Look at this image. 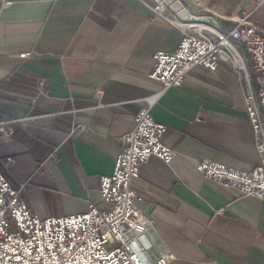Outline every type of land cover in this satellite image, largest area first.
<instances>
[{"label": "crops", "instance_id": "0c3cea01", "mask_svg": "<svg viewBox=\"0 0 264 264\" xmlns=\"http://www.w3.org/2000/svg\"><path fill=\"white\" fill-rule=\"evenodd\" d=\"M182 2L211 14L218 29L253 4ZM168 19L178 20L162 0H0V127L8 131L0 129V170L41 218L109 209L100 179L153 100L162 142L176 155L169 164L151 156L131 181L151 239L174 253L169 264H264V200L196 167L201 159L243 171L258 163L243 82L229 62L211 71L196 64L181 87L159 93L153 55L175 50L183 35ZM252 22L264 30V6Z\"/></svg>", "mask_w": 264, "mask_h": 264}, {"label": "built area", "instance_id": "2783aa9c", "mask_svg": "<svg viewBox=\"0 0 264 264\" xmlns=\"http://www.w3.org/2000/svg\"><path fill=\"white\" fill-rule=\"evenodd\" d=\"M251 3L249 8H239L225 29L168 19L183 35L175 50L155 52L150 77L161 82V93L181 87L196 64L210 71L219 62L231 64L243 82L258 163L243 171L201 159L196 167L214 182L264 200V30L252 22L264 0ZM152 104L153 100L147 101L139 109L133 125L119 138L120 151L111 175L100 179L99 199L111 204L109 209L93 206L82 213L41 218L0 170V264H169L176 258L151 239V221L140 211L137 202L141 198L131 183L151 156L169 164L176 155L162 142L166 126L153 118Z\"/></svg>", "mask_w": 264, "mask_h": 264}, {"label": "water", "instance_id": "95a60500", "mask_svg": "<svg viewBox=\"0 0 264 264\" xmlns=\"http://www.w3.org/2000/svg\"><path fill=\"white\" fill-rule=\"evenodd\" d=\"M164 5H167L175 17L180 21L185 22H204L212 25H217L216 19L210 15L192 14L182 0H162Z\"/></svg>", "mask_w": 264, "mask_h": 264}, {"label": "rangeland", "instance_id": "374dc122", "mask_svg": "<svg viewBox=\"0 0 264 264\" xmlns=\"http://www.w3.org/2000/svg\"><path fill=\"white\" fill-rule=\"evenodd\" d=\"M232 17V16H231ZM231 17H229L228 19H230ZM227 28V27H226Z\"/></svg>", "mask_w": 264, "mask_h": 264}]
</instances>
